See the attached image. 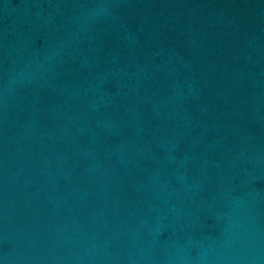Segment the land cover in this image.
Listing matches in <instances>:
<instances>
[{
    "label": "water",
    "instance_id": "95a60500",
    "mask_svg": "<svg viewBox=\"0 0 264 264\" xmlns=\"http://www.w3.org/2000/svg\"><path fill=\"white\" fill-rule=\"evenodd\" d=\"M0 264H264V0H0Z\"/></svg>",
    "mask_w": 264,
    "mask_h": 264
}]
</instances>
